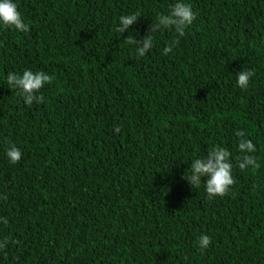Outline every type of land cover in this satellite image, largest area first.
Masks as SVG:
<instances>
[{
    "label": "trees",
    "instance_id": "trees-1",
    "mask_svg": "<svg viewBox=\"0 0 264 264\" xmlns=\"http://www.w3.org/2000/svg\"><path fill=\"white\" fill-rule=\"evenodd\" d=\"M14 2L30 31L0 23V239L19 243L0 264H264V0H181L196 19L183 37L155 33L144 57L124 39H143L177 0ZM26 69L55 77L43 103L8 87ZM239 130L255 171L236 166ZM216 144L236 183L210 200L182 177Z\"/></svg>",
    "mask_w": 264,
    "mask_h": 264
},
{
    "label": "clouds",
    "instance_id": "clouds-1",
    "mask_svg": "<svg viewBox=\"0 0 264 264\" xmlns=\"http://www.w3.org/2000/svg\"><path fill=\"white\" fill-rule=\"evenodd\" d=\"M140 13H133L123 15L119 18V25L115 28L117 33L121 36L128 32L130 28L136 24L140 18ZM196 19L190 4L177 0L172 5L170 14H158L153 20L149 28V34L144 36L143 39H137L135 36H128L124 39L126 45L135 46L137 57H144L154 46L153 35L165 29L173 30L177 33L178 37L185 35V30L188 26L192 25ZM0 23L6 27L14 28L15 30L23 33L30 31L29 24L24 22L21 12L18 10V5L14 0H0ZM179 38L170 42L164 48V54L167 55L173 51V48L179 45ZM255 75L254 70L244 69L239 71L237 76V84L241 89L247 90L251 78ZM55 79L54 76L49 75L43 70L33 72L32 70H24L22 74L9 72L6 77V82L9 88L16 93L17 96L22 97L24 102L31 106L34 102L37 104L44 102V96L39 94L41 89L46 84H51ZM115 131L119 133L121 129L116 127ZM239 137L238 151L239 156L236 157V166L241 171L251 168L253 171L260 168L255 155L256 145L251 139L247 138L246 130H239L236 132ZM22 152L15 145H12L7 150V157L12 164H17L22 159ZM233 162L232 153L225 147L216 144L209 148L206 156L198 157L191 161V167L184 175L188 183L195 188H199L201 183H204L205 190L208 198L214 199L215 197H224L229 194L230 188L236 183L233 176ZM207 177V180H203ZM7 199V197H3ZM0 222L7 224V217H0ZM9 243L18 244V240H13L11 237H4L0 239V251L6 249ZM211 244V238L208 235H201L199 237L198 245L203 252Z\"/></svg>",
    "mask_w": 264,
    "mask_h": 264
}]
</instances>
